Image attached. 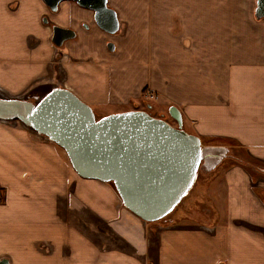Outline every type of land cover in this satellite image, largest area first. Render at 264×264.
<instances>
[{"label": "crops", "instance_id": "crops-1", "mask_svg": "<svg viewBox=\"0 0 264 264\" xmlns=\"http://www.w3.org/2000/svg\"><path fill=\"white\" fill-rule=\"evenodd\" d=\"M107 3L119 19L115 33L73 0L54 12L44 0H0V85L16 93L39 78L58 52L53 24L70 27L77 35L57 47L74 92L94 110L122 111L147 86L160 109H180L189 132L210 145L231 141L257 166L214 171L197 210L176 206L145 223L110 182L78 175L59 144L0 119V260L264 264V17L256 0Z\"/></svg>", "mask_w": 264, "mask_h": 264}, {"label": "water", "instance_id": "water-1", "mask_svg": "<svg viewBox=\"0 0 264 264\" xmlns=\"http://www.w3.org/2000/svg\"><path fill=\"white\" fill-rule=\"evenodd\" d=\"M44 1L56 11L63 0ZM73 1L92 9L107 32L119 29L117 12L107 0ZM256 4V15L264 17V0ZM74 36L72 28L53 26L58 46ZM36 99L0 96V119L17 118L48 136L66 150L81 177L112 182L123 204L143 220L164 219L189 192L199 168L211 170L228 154L227 146L203 145L199 135L187 131L176 105L169 107L177 122L173 125L140 109L97 117L89 103L66 87H53Z\"/></svg>", "mask_w": 264, "mask_h": 264}, {"label": "rangeland", "instance_id": "rangeland-1", "mask_svg": "<svg viewBox=\"0 0 264 264\" xmlns=\"http://www.w3.org/2000/svg\"><path fill=\"white\" fill-rule=\"evenodd\" d=\"M50 43L53 45L52 50L55 51L57 50L58 52L56 53V56L54 55L52 60L46 64L47 68H44V71L41 73V76L36 80L32 81L29 85H27L26 88H23L21 89L20 92H16V93H7L8 90L5 89L2 85H0V96L18 97V98L29 97L31 100L36 101L37 97L38 98L42 97L49 90H51L53 87L56 86L66 87L71 89L72 91H75L74 88H72L73 84L70 80L71 78H69V74L67 71V67H66L67 59L66 57L62 56L64 54V51H62L63 49L57 47L58 45H55V43L51 39H50ZM157 97H158L157 92L145 86L143 87L142 94L139 98L130 99L131 101L129 102V105L128 104L126 105V108L119 107V109L123 108L122 111L131 110V109L146 110L156 117L165 118L171 124L177 125L176 120L172 116H170L168 112V108L165 107L163 109H160V106L157 105L158 104V102H156V100H158ZM171 105H173V103H170L167 106H171ZM95 107L96 108L94 111L97 117H101L103 115L113 113L111 111L116 110V108L111 105H95ZM184 128L188 131H192V129L189 126ZM220 143L229 148V152L227 151L228 154L219 164L216 165L217 168L214 170L213 169L207 170L205 169L204 166L201 167V171L196 177L193 186L179 202V204L177 205L178 207H181L186 211L197 210L196 200L204 199L203 195L200 193L201 185L203 182H207L210 180V178L213 176L212 174L214 173V171L216 172L217 170V172H220V177H222L225 168L230 167L232 165L242 166V167L246 166L250 168L257 166L254 163H250L249 162L250 159L248 157H245L244 150L241 147L238 148V146H234L233 142L228 140H221ZM202 144L205 145L208 143L203 140ZM235 153L238 154L239 156L234 155ZM233 155L235 156V158H233ZM209 182H211V180ZM198 215L201 216L200 214ZM96 237L99 238V236ZM95 239L96 241H98L97 238Z\"/></svg>", "mask_w": 264, "mask_h": 264}, {"label": "flooded vegetation", "instance_id": "flooded-vegetation-1", "mask_svg": "<svg viewBox=\"0 0 264 264\" xmlns=\"http://www.w3.org/2000/svg\"><path fill=\"white\" fill-rule=\"evenodd\" d=\"M90 10H91V9H90ZM56 11H57V10H56ZM91 11H92V13H93V20H95V17H94V11H93V10H91ZM53 12H54V11H53ZM46 21H48V18H47V17H46ZM95 21H96V20H95ZM54 25H56V24H53V26H54ZM85 25L87 26L86 23H85ZM98 26H99V25H98ZM99 27H100V26H99ZM119 27H120V24H119ZM68 28H70V27H68ZM100 28H101V27H100ZM101 29H103V28H101ZM74 30H75V29H74ZM103 30H104V29H103ZM118 30H119V29H118ZM118 30H117V31H118ZM105 31H106V30H105ZM117 31H116V32H117ZM76 33H77V32H76ZM109 33H110V32H109ZM76 35H77V34H76ZM71 38H73V37H71ZM108 47H109V48H114L113 42L109 41V42H108ZM228 152H229V151H228ZM202 167H203V166H202Z\"/></svg>", "mask_w": 264, "mask_h": 264}, {"label": "bare ground", "instance_id": "bare-ground-1", "mask_svg": "<svg viewBox=\"0 0 264 264\" xmlns=\"http://www.w3.org/2000/svg\"><path fill=\"white\" fill-rule=\"evenodd\" d=\"M17 119V118H16ZM19 120V119H18ZM22 122V121H21ZM25 124V123H24ZM48 137V136H47ZM49 138V137H48ZM201 168V167H200ZM199 168V171H198V174H199V172L201 171V169ZM198 174H197V176H198ZM151 222V221H150Z\"/></svg>", "mask_w": 264, "mask_h": 264}, {"label": "built area", "instance_id": "built-area-1", "mask_svg": "<svg viewBox=\"0 0 264 264\" xmlns=\"http://www.w3.org/2000/svg\"><path fill=\"white\" fill-rule=\"evenodd\" d=\"M166 218V217H165ZM144 222L146 223H148V222H150V221H147V220H144ZM151 222H155V221H151ZM164 222H167V221H164Z\"/></svg>", "mask_w": 264, "mask_h": 264}, {"label": "trees", "instance_id": "trees-1", "mask_svg": "<svg viewBox=\"0 0 264 264\" xmlns=\"http://www.w3.org/2000/svg\"><path fill=\"white\" fill-rule=\"evenodd\" d=\"M111 184H113L112 182H110ZM114 185V184H113Z\"/></svg>", "mask_w": 264, "mask_h": 264}]
</instances>
